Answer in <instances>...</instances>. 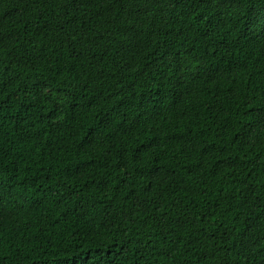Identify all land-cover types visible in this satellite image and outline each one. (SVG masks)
Instances as JSON below:
<instances>
[{
	"label": "trees",
	"instance_id": "obj_1",
	"mask_svg": "<svg viewBox=\"0 0 264 264\" xmlns=\"http://www.w3.org/2000/svg\"><path fill=\"white\" fill-rule=\"evenodd\" d=\"M0 264H264V0H0Z\"/></svg>",
	"mask_w": 264,
	"mask_h": 264
}]
</instances>
